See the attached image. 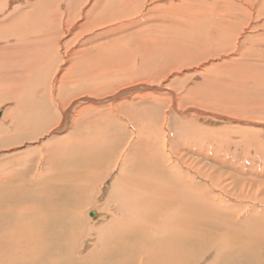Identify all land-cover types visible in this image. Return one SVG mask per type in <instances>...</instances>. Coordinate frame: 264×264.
<instances>
[{
  "label": "bare ground",
  "instance_id": "obj_1",
  "mask_svg": "<svg viewBox=\"0 0 264 264\" xmlns=\"http://www.w3.org/2000/svg\"><path fill=\"white\" fill-rule=\"evenodd\" d=\"M17 1L18 0L11 2L10 0H4V2H0V81L4 83V93L6 97L8 95L6 92L10 91L7 89L11 86L10 81L15 84V88L24 87L29 84L33 87L25 88L23 95H21L22 103L24 104L23 110H25L21 119L17 118L12 120V124H15L16 129L23 132H19L18 130L12 132L9 130L12 124L5 127L2 122H0V144L3 147L15 143L34 141L40 134H44L54 124L55 120L51 122L48 117H44L43 111L49 108L54 114L52 110L54 107L52 101L53 91H57L60 83L63 81L55 82L58 83L57 87L54 82L45 83L49 85L47 89L46 86H43L44 84L41 82L38 72H41L45 67L42 60L45 57L42 56L45 55L54 59L52 54L54 52L58 54V51L61 50L59 49L61 47L60 44L62 45L64 43L63 41V43L61 42V38H64L62 37V33L69 35L77 26V23L76 25L74 24L75 20L77 21L80 17H82L83 20L80 19L82 25L79 24L80 20L78 21L80 25L78 29H82L84 32L89 31L94 24V19H99L97 15L100 14L102 16V14H104L102 13L103 11L108 12L109 10H111L112 13L108 16L109 22L115 21L116 23L120 20L124 21V23L126 22L129 26L132 24V21L124 19H126L129 13L133 11L138 12L136 4L141 3V0H110L108 2L105 0H95L94 3V0H91L92 4L89 0L92 4L91 7L88 10L84 8L87 11H83V3H85L83 1L82 5H78L79 3L76 0H33V5L30 4L29 6L30 9L37 7L40 8V10L29 12L30 10L27 11L25 9L28 4L12 7L13 3H17ZM148 1L156 2V0H147V2ZM241 1L242 0L236 4V1L235 3H230V1L226 0H213V2L210 3L201 0H187V2L184 0H177V2H175L176 4L185 5V11L181 10L182 14L174 12L175 18L172 16V13L169 14L168 18L164 17L163 19L166 21L162 20V25L159 26V28L157 25H154L156 26L155 35H149L151 38H146L148 35H143V29H139L138 31L141 32V35H133L131 38H134V42L129 43L135 48L133 55H141L142 57H146L147 55L156 56V54L160 53L159 51L168 52L171 50H175L178 54L182 53L183 50L186 49L184 47L186 41H178V39L173 40V30H179L177 28L180 26L174 28L170 24V21L168 22L172 17L173 19L181 20L180 23L183 25L185 24V26L192 23V29L196 27V34L192 36L196 37L193 38L197 43L201 42L199 38L204 33L202 32L204 30L209 43H214L216 40L221 39V51L230 50L231 40L228 39L229 35L224 33L220 34V30L227 29V27L222 24L223 22H226L227 26H231L232 23H239V32H237V35L240 31H246L245 29L249 27L255 31L262 30L260 27L264 25V21H259L261 19L262 6L251 4L250 11L255 13V16L252 17L250 12L242 5ZM75 3H78V6L74 5ZM168 3H170L169 6L165 4L166 6L162 7L163 10L165 8L171 9L170 6L173 3L171 1H168ZM101 5H103L101 8L102 11L99 13L97 12L96 15L95 9ZM6 6H8L19 19L15 20L13 23L4 20L5 18H11L10 15L5 17L7 13ZM177 6L178 5H176V7ZM222 6L224 8H222ZM64 8L66 12L69 10L67 14L63 15L65 18L59 14L60 9ZM227 10L228 17L222 19V15H224ZM29 15L37 18L31 23V30L27 32L26 27L30 26V23H22V21L28 19ZM138 16H140V14H138ZM201 16L203 17L200 18ZM208 16L210 19L206 20ZM251 20H254V22L259 21L260 24L250 25V23L252 24ZM141 22H143V18L137 17L134 24L137 25ZM199 22L204 23V26L201 27V25L198 24ZM121 28H124L123 24ZM107 30H110V28H107ZM146 30L148 31V29H145V31ZM92 33H88L87 36L85 35L82 42L84 43L86 41L85 43H89L90 38L88 35H92ZM157 33L161 34V36L159 37ZM252 33L254 34V32ZM16 35L17 42L18 40L22 42L26 41V45L22 44V47H26L27 51L23 52L20 48L15 52L16 54H11L8 59H5L9 55L7 53H11V49L15 45L14 39ZM233 35L232 33V36ZM73 36L74 35H72V38L69 40L66 38L68 43H64L65 46L73 42ZM255 36H257L258 40V34ZM86 37L87 40H85ZM250 41L252 40L250 39ZM74 43L76 44L77 42H73L72 44ZM251 43L255 44V42ZM129 44L127 46H129ZM236 44L235 46H237ZM95 46L101 48L103 52L110 53V50L113 49V54H117V50L110 44L104 46L98 44ZM212 48L214 47L212 46L209 49ZM119 50L120 49H118V51ZM131 51L130 48V52ZM193 51H196V49ZM248 51L251 52L250 47ZM172 53L169 52L167 54ZM59 54L61 53L59 52ZM34 56L36 58H34ZM98 56H100V53ZM225 56L228 57V55ZM76 57H78V55ZM88 57L91 59V56ZM137 58L138 57H136V59ZM84 59L85 58H83V60ZM228 59L233 65L236 63L238 65L240 58L230 56ZM255 61L256 60H254V62ZM76 62H79V60ZM102 63H104L103 60L96 64ZM222 63L225 64L226 61ZM241 63L247 62L242 60ZM249 63L253 64L251 61ZM47 64L51 63L48 62ZM225 66L222 65V67ZM240 66L241 68L243 67L242 65ZM247 66L252 67L251 64ZM247 66L244 67L248 68ZM218 67L220 68L219 65ZM88 69L89 68H87V73L89 72ZM97 69H99V66L96 67V70ZM97 71H100V69ZM253 71L251 73L250 71L245 73L244 78L247 76L245 80H247V82L256 80L254 84L258 83L264 88L263 79L257 81L260 77L255 73L256 68ZM248 74L250 76L253 74V78L248 77ZM115 75L116 74H113L112 76L116 79L117 75ZM237 76L239 77V73L236 74V77ZM94 77L95 75L92 76V79ZM236 77L235 81L237 80ZM230 78L232 77L230 76ZM241 80L242 79H240V81ZM53 81L55 80L53 79ZM87 81H84V84L80 83L76 85L78 86L77 90H85ZM89 82L95 89H98L103 81L97 80L95 82ZM247 82L246 84L248 85L250 82ZM225 83L228 84V82ZM237 83L235 82L234 84ZM242 87L244 89V86ZM50 88L51 90H49ZM243 89L241 88V90ZM249 89L253 91V88ZM125 91L126 90H124V92ZM50 95H52L51 99L49 98L51 101L48 99ZM259 102L260 101H258L257 104ZM261 103L263 105L264 102ZM262 105L260 104V107ZM83 110L84 109H82V112L79 110V113L86 114L87 111L84 112ZM247 111L246 109V112ZM67 112L63 111L59 116L62 126L64 122H67ZM5 116L7 117V115ZM52 116L55 117L56 115L54 114ZM116 119L118 120L119 118L116 117ZM138 120H140V118ZM132 123L135 124V122ZM138 123L141 124V121ZM144 124L145 123L140 127L136 126L138 134L135 138L137 140L135 138H132L130 141L128 140V150L120 149V152H118L119 155L114 166L120 165L121 167L112 185L111 193L102 204V209L105 211L103 223L101 222L102 229L95 230L96 244L90 254L82 258H75L71 248L74 244L71 237V230L73 226H75L74 222L77 218L76 215L81 213H76L75 203L76 206L82 203L84 204V200L88 198L89 202L87 204L85 203L84 208L91 207L93 205L91 199L93 196L90 194V190L100 185L104 176L101 177L99 175L100 173H96V171L94 174L83 173L81 176V172L83 170L88 171V168H79L80 170L77 169L74 174L69 176H49L48 174L40 173L38 169L37 173H32L28 178L23 177L21 179H16L14 171L9 169L8 172H3V170L8 169L5 166L11 163L6 159L0 161V167H2V165L4 166L3 169H0V264H43L49 261H54V264H198L203 262L205 255H208L210 260L209 264H264V207L257 208L258 206L260 207L262 202L259 201L260 205H256L255 203L257 200L251 197L252 194L250 192L245 193V190L239 191L237 195L233 192V189L230 188V184L224 185L222 183H217L218 180L215 179L213 171L202 172V168H197L196 165H191L184 161L183 157L174 161L172 156L175 158L177 157L171 154V152H173L172 148L169 149L167 147V133H164V140H167L166 142L163 140L162 142L159 141L160 144H158L156 142V136L154 137V142L152 141L149 144L151 138L148 135H143V133L152 131L156 135L158 131L153 130V128L146 131V129L144 130L146 126ZM126 125L125 123V126ZM184 126H182V128H185ZM29 128L30 131H27ZM146 128H148V126ZM185 129H179L181 135L185 134ZM102 144L107 148V155H112L113 151H110L108 147L110 143L104 141ZM141 144H143L142 148L144 151L140 150L139 156L141 155V157H139L137 164L139 162L141 166H138L132 158L135 157L136 154L134 147L141 146ZM175 144L177 143L175 142ZM83 148L85 149H78L77 152L71 151V157L80 159V156H84L88 160H94V155L91 154L92 151H90V148L88 146H83ZM208 150L212 153V157L215 160L220 159L217 157V153L212 152V147H209ZM156 153L157 155H155ZM167 154H169V156L166 158ZM24 158L27 159L26 156ZM165 158L166 161H162ZM83 165L84 163L82 166ZM91 167L94 168V166ZM24 168L26 170L28 169L26 167ZM107 168L108 166L105 167V172ZM201 177H205L207 182H200L199 179H201ZM219 181H222V179H219ZM209 185L210 188H208ZM231 186L233 187V184H231ZM249 189H251V187ZM36 192H42L46 195L42 210L43 212L49 210L50 228L54 229L52 234H35L24 221L26 205L29 204L28 201L31 195ZM247 198H249V200H247ZM260 200L264 203L263 198H260ZM15 202H18V204L23 203L25 207L14 204ZM251 204L253 206H250ZM29 207H32V205L29 204ZM243 209H245V212H242ZM91 212H94L98 218L97 212ZM256 214H260L262 217L256 218ZM247 226H249L247 229L248 231L241 229ZM19 230L20 232H18ZM43 232L47 233L48 231L44 229ZM187 233H190V235ZM200 240H204L205 242L199 250H196L192 244H197ZM54 245L56 246L55 252L51 253V249Z\"/></svg>",
  "mask_w": 264,
  "mask_h": 264
},
{
  "label": "rangeland",
  "instance_id": "obj_2",
  "mask_svg": "<svg viewBox=\"0 0 264 264\" xmlns=\"http://www.w3.org/2000/svg\"><path fill=\"white\" fill-rule=\"evenodd\" d=\"M2 1L4 2V0L0 2ZM10 1L14 2L16 0ZM76 1L79 4L75 3L74 5H82V1L87 3H83V11H87L95 2L94 0L92 3L90 0L91 4L89 0ZM105 1L108 2L110 0ZM168 1H171L173 6H170L171 9L165 8L163 10V6H169L170 3H168ZM184 1L187 2V0ZM201 1L213 2V0ZM226 1H230V3H235L236 1V4H238L240 0ZM148 2L147 0H141L140 4H136L137 10L140 12L133 11L124 19L132 21V24L129 26L126 22L124 23V21L120 20L116 23L115 21L109 22L108 16L112 14L111 10L108 12L103 11L102 13L104 14L101 13L102 16L100 14L97 15V12L99 13L102 11L101 8L103 5L95 9V14L100 20L94 19V26L92 25L91 28L89 27L90 30L86 31L87 33L82 29H78V26L82 25V21L80 20L82 17L77 21L75 20L74 24L76 25L77 23V26L70 33L71 35L69 34L70 36L62 33V37H64L65 40L61 38V42L63 41L66 44L67 40L71 39L72 35H74L73 42L77 43L72 44V42L65 46L62 42L63 44H60L61 47L59 49L61 50L58 51V54L57 52L56 54L55 52L52 54L54 59L43 54L44 56L42 57L45 58L42 60L45 67L41 72H38L40 74L39 78L46 88L49 87V85L45 83L63 81L60 83L59 91H53L52 101L54 107L52 110L56 116H52L54 114L49 108L43 111L44 117H48L51 122L55 120L54 124L44 134H40L34 141L10 144L7 147H3L0 144V161L6 159L11 163L5 166L8 169L3 170V172H8L9 169L14 171L16 179H21L23 177L28 178L32 173H37L38 169L40 173L48 174L49 176H69L74 174L79 168H88V171L81 170V176L83 173L94 174L95 171L96 173H100L99 175L101 177L104 176L100 185L90 190V194L93 196L91 198L93 204L91 207L84 208L85 203L87 204L89 202L88 198L84 200V204L82 203L76 206L75 203L76 213L81 212L76 215L77 218L74 222L75 226H73L71 230V237L74 241L71 248L75 258L85 257L93 250L96 244L94 232L95 230L102 229L101 225L105 216L102 204L111 193L112 185L120 171V165L114 166L119 155L118 152H120V149L128 150L127 142L137 136L138 132L136 131V126L140 127L143 123L146 125L144 130L146 129V131H149L153 128V130L158 131L156 135L152 131L143 133V135H148L151 138L149 144L152 141L154 142V137L156 136V142L160 144V142L164 140V135L167 133L168 141L164 140V142H168L167 147L173 150L171 154L177 157L175 158L172 156L174 161L183 157L184 161L191 165H196L197 168H202V172L213 171L215 179L218 180L217 183H222L224 185L230 184V188H232L233 192L237 195L241 190H245V193L250 192L252 194L251 197L257 200L255 203L256 205H260L259 201L262 202L260 207L258 206L257 208L264 207L263 201L260 200V198L264 199V103L263 105L261 103L264 102V88L257 82H255L257 84H254L256 80L248 81L251 83L250 84L245 80L247 76L244 78L245 73L248 71L251 73L256 68L255 73L260 77L257 81H260V79L264 81V25L260 27L262 30L255 31L249 27L245 29L246 31H240L237 35V32H239V23L236 22L232 23L231 26H227L226 22H223L222 24L226 26L227 29L220 30V34L224 33L229 35L228 39L231 40V49L223 52L220 48L221 39L216 40L214 43H209L207 40L208 37L203 30L202 32L204 33L202 36H204H201V39L199 38L201 42L197 43L193 38L195 36H192L196 34V27L192 29V23L185 26V24L183 25L180 23L181 20L173 19V17L175 18L174 12L182 14L181 10L185 11L184 4H176L175 2H177V0H156L157 3L155 1ZM241 3L250 12L252 17L255 16V13L250 11L251 4L261 5L262 11L260 18L262 20L260 19L259 21H264V0H242ZM25 4H28L25 9L27 11L30 10L29 12L40 10V8L37 7L30 9L29 6L30 4L33 5V0H18L17 3H13L12 7L24 6ZM176 5L178 6L176 7ZM5 8H7L5 17L10 15L11 18H3L4 20L13 23L15 20L19 19L8 6ZM222 8L224 7L222 6ZM68 12L69 10L66 12L64 8L60 9L59 14L64 17L63 15ZM170 13H172L173 17L171 20L169 19L168 22L170 21V24L174 28L180 26L177 28L179 30H173V40L178 39V41H186L184 43L186 49L179 54L178 52L176 53L175 50H171L168 52L159 51L160 53L156 54V56L147 55L146 57H142L141 55H133L135 48L129 43L134 42V38L131 37L135 34L141 35V32L138 30L143 29L142 34L145 36L148 35L146 38H151L149 35H155L156 26L154 25H157L159 28L162 22L166 21L163 18H168ZM138 14H140V16H138ZM137 17L143 18V22L136 25L134 21ZM202 17L203 16L200 18ZM227 17L228 10L222 15V19ZM36 18L35 16L29 15L28 19L22 21V23H30V26L26 27L27 32L31 30V23H33ZM209 19L210 17L208 16L206 20ZM251 21L252 24L250 23V25L260 24L259 21ZM122 24L124 28H121ZM198 24H200L201 27L204 26V23L199 22ZM140 26L144 27L141 28ZM145 26L148 27L146 28ZM107 28H110L112 31L107 30ZM144 28L148 29V31H145ZM252 32H254V34ZM88 33H92V35H88L90 41L89 43H85L86 41L83 43L82 40ZM232 33L234 34L233 36ZM257 34L259 37L258 40L257 36H255ZM157 35L159 37L161 36L159 33H157ZM249 38L252 41H250ZM85 40H87V37ZM14 41L15 45L12 47L11 53H7L9 55L5 59H8L11 54H16L15 52L20 48L23 52L27 51L26 47H22V44L26 45V41L22 42L18 40L17 42V35ZM251 42H255V44ZM98 44L100 46L110 44L117 50V54H113V49L110 50V53L103 52L101 48L95 46ZM128 44L129 46H127ZM235 44L237 46H235ZM212 46L214 48L209 49ZM249 47L251 52L248 51ZM130 48L132 50L131 52ZM118 49L120 50L118 51ZM194 49H196V51H193ZM59 52L61 54H59ZM169 52L173 53L167 54ZM99 53L100 56H98ZM77 55L78 57H76ZM225 55H228V57ZM88 56H91V59ZM230 56L240 58L238 65L237 63L233 65L230 62L228 59ZM136 57L138 58L136 59ZM34 58L36 57L34 56ZM83 58L85 59L83 60ZM47 59L50 60L48 61ZM78 60L79 62H76ZM101 60H103L104 63L96 64ZM242 60L247 63H241ZM254 60L256 61L254 62ZM224 61H226L225 64L222 63ZM250 61L253 62V64L249 63ZM48 62L51 64H47ZM211 64L214 65L212 66ZM248 64H251L252 67L247 66ZM222 65H226L228 68L226 66L222 67ZM240 65L243 67L241 68ZM97 66H99L100 71H97L99 69L96 70ZM87 68H89L88 73ZM238 73L239 77H236ZM113 74L117 75L116 79L112 76ZM94 75L95 77L92 79ZM252 75L250 76L248 74V77L253 78ZM230 76L232 78H230ZM235 77L237 79L236 81ZM53 79L55 81H53ZM240 79L242 80L240 81ZM97 80L103 82L98 89H95L89 81L95 82ZM84 81H87L85 90H77L78 86L76 85L80 83L84 84ZM225 82H228V84ZM235 82L238 83L234 84ZM55 84L57 87L58 83ZM10 85V87L7 88L10 91H5L8 93L6 97L4 93V83L0 81V122H2L5 127L11 125L12 120L17 118L21 119L22 114L25 112V110H23L24 104L22 103L21 95H23L25 88L33 87L29 84L24 87L15 88V84L12 81H10ZM242 86H244L245 90ZM241 88L243 90H241ZM249 88H253L255 92ZM49 90H51V88ZM124 90L126 91L124 92ZM51 96L52 95H50L48 99H51ZM88 99L93 102L91 101L90 103ZM258 101L260 102L257 104ZM260 104L263 107H260ZM82 109H84V112L87 111V113H79V110L82 112ZM246 109L250 113L248 111L246 112ZM63 111H68V118L67 122H64L62 126L59 116ZM5 115H7V117ZM116 117L119 119L117 120ZM138 117L140 120H138ZM131 121L135 122L136 125ZM140 121L141 124L138 123ZM125 123L127 124L126 126ZM147 126L148 128H146ZM182 126L186 129L182 128ZM180 128L185 129L184 135L180 134ZM9 130L15 132L18 129H16L15 124H12ZM27 131H30V128ZM104 141L109 142L111 145L108 146L109 150L113 151V154L111 153L112 155H110L111 157L107 155V148L102 144ZM98 142L101 143L99 144ZM175 142L177 144H175ZM142 145L143 144L134 147L136 154L132 159H134L136 164L137 161H139V157H141V155L139 156L140 150L144 151ZM83 146H88L90 148V151H92L91 154L94 155V160H88L84 156H80V159L71 157V151L77 152L78 149H85ZM209 147H212L213 153L215 152L218 154L217 157L220 158L219 160H215L212 157V153L208 150ZM155 155H157V153ZM25 156L27 159L24 158ZM168 156L169 154H167L166 158ZM166 158L162 161H166ZM83 163L84 165L82 166ZM137 165L141 166L139 162ZM91 166H94V168ZM107 166L108 168L105 172V167ZM24 167L28 169L26 170ZM3 168L4 166L2 165L0 169ZM219 179H222V181H219ZM199 181L205 182L206 178L201 177ZM231 184H233V187ZM250 187L251 189H249ZM208 188H210V185ZM45 197L46 195L44 193L36 192L31 195L28 201L32 207H29V204L26 205L24 221L35 234L43 233L47 235L54 232V229L50 228L49 210L47 212H43L42 210ZM247 200H249V198H247ZM14 204H18V202ZM18 205L25 207L23 203H19ZM250 206L253 205L251 204ZM91 211L97 212L98 218H91L89 216ZM242 212H245V209H243ZM255 217L261 218L262 215L256 214ZM248 228L249 226L242 227L241 229L248 231ZM44 229L48 232L44 233ZM18 232H20V230ZM187 234L190 235V233ZM204 242V240H200L197 244H192V246L196 250H199ZM55 249L56 246L54 245L51 249V253H54ZM209 262L208 255H205L203 262L198 264H209ZM43 264H54V261Z\"/></svg>",
  "mask_w": 264,
  "mask_h": 264
},
{
  "label": "water",
  "instance_id": "obj_3",
  "mask_svg": "<svg viewBox=\"0 0 264 264\" xmlns=\"http://www.w3.org/2000/svg\"><path fill=\"white\" fill-rule=\"evenodd\" d=\"M89 216H90L91 218H96V214H95L94 212H90Z\"/></svg>",
  "mask_w": 264,
  "mask_h": 264
}]
</instances>
